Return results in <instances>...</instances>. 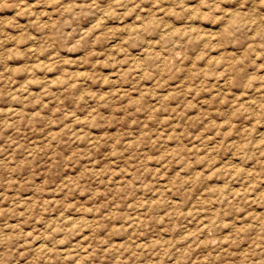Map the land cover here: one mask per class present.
<instances>
[{
  "label": "rangeland",
  "instance_id": "obj_1",
  "mask_svg": "<svg viewBox=\"0 0 264 264\" xmlns=\"http://www.w3.org/2000/svg\"><path fill=\"white\" fill-rule=\"evenodd\" d=\"M0 264H264V5L0 0Z\"/></svg>",
  "mask_w": 264,
  "mask_h": 264
},
{
  "label": "clouds",
  "instance_id": "obj_2",
  "mask_svg": "<svg viewBox=\"0 0 264 264\" xmlns=\"http://www.w3.org/2000/svg\"><path fill=\"white\" fill-rule=\"evenodd\" d=\"M258 3H259L260 5H264V0H258Z\"/></svg>",
  "mask_w": 264,
  "mask_h": 264
},
{
  "label": "bare ground",
  "instance_id": "obj_3",
  "mask_svg": "<svg viewBox=\"0 0 264 264\" xmlns=\"http://www.w3.org/2000/svg\"><path fill=\"white\" fill-rule=\"evenodd\" d=\"M39 246H40V245H39ZM39 246H38V247H39Z\"/></svg>",
  "mask_w": 264,
  "mask_h": 264
}]
</instances>
